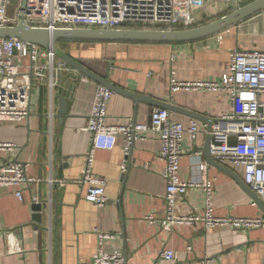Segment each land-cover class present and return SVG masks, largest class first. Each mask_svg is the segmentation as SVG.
<instances>
[{"label":"crops","instance_id":"crops-1","mask_svg":"<svg viewBox=\"0 0 264 264\" xmlns=\"http://www.w3.org/2000/svg\"><path fill=\"white\" fill-rule=\"evenodd\" d=\"M236 9L209 3L197 13V27ZM60 44L65 53L120 89L109 103L108 124L149 123L152 112L161 108L137 100L149 99L175 107L177 111L169 110L172 119L185 126L195 120L208 127L232 111L229 95L206 90L172 92V73L181 82L217 81L228 72L233 50L264 51V32L249 19L208 39L186 44ZM97 85L101 84L73 68L52 89L46 83H33L29 118L17 124H0V143L17 147L14 151L0 150V165L11 160L29 164L32 180L24 185L22 200L13 189L0 188V264H91L99 233L116 236L105 247L122 251L126 264H198L205 256L218 258V264H262L264 228L178 226L169 234L147 220L150 216L161 219L166 209L165 163L159 158L162 143L154 132L135 142L125 174L121 173L122 140L112 151H98L93 172L107 179L110 202L95 207L85 200L87 187L79 180L90 149L91 135L85 129ZM64 101L69 105L61 124ZM207 146V135H200L195 144L185 138L181 180L199 182V165L206 162L215 184L218 217L264 218L250 193L221 167L244 183L243 171L218 162L221 167L213 165L205 152ZM39 202L47 203L42 223L35 219ZM178 210L202 213L203 191L191 189L179 201ZM163 250L173 251L175 259H160Z\"/></svg>","mask_w":264,"mask_h":264},{"label":"built area","instance_id":"built-area-1","mask_svg":"<svg viewBox=\"0 0 264 264\" xmlns=\"http://www.w3.org/2000/svg\"><path fill=\"white\" fill-rule=\"evenodd\" d=\"M0 0V27L16 26L21 20L31 28L54 30H186L197 27V13L209 3H223L237 9L256 0ZM14 9L15 21L10 19ZM264 32V11L251 18ZM219 40H222L220 37ZM45 62L42 63L41 61ZM71 67L53 52L19 39L0 38V124H17L27 120L31 110L33 83H46L51 89ZM32 75V76H31ZM172 73L170 89L206 90L229 95L232 111L217 120L209 133L207 126L191 120L187 126L172 119L167 109L157 108L149 123L131 121L127 125L107 123L108 106L114 92L97 85L93 107L86 131L91 135L86 165L79 183L87 187L85 200L95 207L110 202L106 193L107 179L95 176L93 165L98 151H112L122 140L121 173L131 165L132 149L136 141L154 132L162 143L159 158L165 163L162 174L167 183L165 214L161 219L147 217L163 231L172 234L178 226L201 225L205 230L215 227L238 229L264 228V218L218 217L215 214V184L210 165H199L200 181L181 180V161L184 157L185 138L195 144L200 135H211V155L220 164L243 171L246 186L264 203V51L235 49L230 54V66L217 81L181 82ZM16 145L0 143V150L14 151ZM200 155V153H197ZM29 164L17 160L0 165V188L8 187L23 199ZM194 188L204 193L202 213H180L179 201ZM116 240L115 235L99 233L98 249L91 264H126L122 251H108L106 243ZM191 248L188 251L191 252ZM162 260L172 261L175 253L163 250ZM198 264H218V258L205 256ZM264 264V262L262 263Z\"/></svg>","mask_w":264,"mask_h":264},{"label":"water","instance_id":"water-1","mask_svg":"<svg viewBox=\"0 0 264 264\" xmlns=\"http://www.w3.org/2000/svg\"><path fill=\"white\" fill-rule=\"evenodd\" d=\"M27 0L23 1V9H25ZM264 11V0H256L246 6L236 9L232 13H229L216 21L209 24L186 29V30H103V29H74V30H54L37 29L28 27L24 20H21L16 26L0 27V38H14L27 42L31 45H36L47 52H53L56 57L67 65L92 79L98 84H101L114 93H121L120 89L111 85L108 81L98 77L96 74L85 68L81 63L73 59L70 55L65 53L58 44L62 41L66 42H93V43H145V44H186L208 39L221 32L228 30L232 27L238 26L241 23L251 19L260 12ZM44 62V61H43ZM32 76V75H31ZM143 100L147 103L154 104L171 111H177L175 107L164 103H156L149 101V99H137ZM64 112L62 111L61 124L64 122L67 114V101H64ZM217 122L209 124L208 131H212L213 125ZM211 143L212 137L208 135V146L206 148V155L209 157L213 165L221 167L211 157ZM224 171L228 172L232 177L250 193L254 201L264 212V203L258 198V196L252 192L243 181L236 175L228 171L224 167H221ZM47 203L39 202L36 206L37 214L35 219L38 223H42V213Z\"/></svg>","mask_w":264,"mask_h":264},{"label":"rangeland","instance_id":"rangeland-1","mask_svg":"<svg viewBox=\"0 0 264 264\" xmlns=\"http://www.w3.org/2000/svg\"><path fill=\"white\" fill-rule=\"evenodd\" d=\"M10 19H11L13 22H16V21H15V12H14V11H12V13H11V15H10ZM58 46H59V48L64 47V46H61L60 43L58 44Z\"/></svg>","mask_w":264,"mask_h":264},{"label":"trees","instance_id":"trees-1","mask_svg":"<svg viewBox=\"0 0 264 264\" xmlns=\"http://www.w3.org/2000/svg\"><path fill=\"white\" fill-rule=\"evenodd\" d=\"M66 41H62V42H60V43H65Z\"/></svg>","mask_w":264,"mask_h":264}]
</instances>
